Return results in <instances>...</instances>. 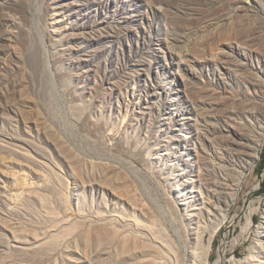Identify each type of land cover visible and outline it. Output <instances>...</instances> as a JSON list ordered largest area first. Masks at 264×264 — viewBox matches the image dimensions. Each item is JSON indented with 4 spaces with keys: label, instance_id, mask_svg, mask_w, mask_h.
<instances>
[{
    "label": "rangeland",
    "instance_id": "1",
    "mask_svg": "<svg viewBox=\"0 0 264 264\" xmlns=\"http://www.w3.org/2000/svg\"><path fill=\"white\" fill-rule=\"evenodd\" d=\"M248 129L227 221L202 218ZM263 158L264 0H0V264H135L136 222L165 264L198 224L206 264H259Z\"/></svg>",
    "mask_w": 264,
    "mask_h": 264
},
{
    "label": "bare ground",
    "instance_id": "2",
    "mask_svg": "<svg viewBox=\"0 0 264 264\" xmlns=\"http://www.w3.org/2000/svg\"><path fill=\"white\" fill-rule=\"evenodd\" d=\"M206 131L207 130H205V132ZM250 133V129H248L247 133L245 134L235 133L237 137L231 142L232 148L229 149L227 156L224 158L226 161L225 165L220 162V159L219 162L215 160L207 162V165L212 171L213 177H210V174H205V182L202 185L203 189L205 190L204 198L201 202L202 208L199 210L202 218L212 217L217 219L222 217L223 222L227 221L225 214L235 201L243 178V170L250 158H255V156H252L247 152L250 150V148L252 150L254 149L250 146L252 142L251 138L249 137ZM202 136L203 139L207 140L208 136L205 135V133ZM141 214L144 215L143 213ZM252 217V215H249L247 226L250 225ZM97 221L103 226H107L110 223V221L107 219H98ZM135 225L137 226V229H139L138 232H136V236L139 237V241H136L134 246L135 252L138 254V256L134 258V260L136 259L135 264H165L162 261L161 256L162 246L156 240L158 238L156 233L148 226H142L138 222H136ZM173 229L175 235L173 236L176 237L179 242L182 241V234L177 228ZM144 230L149 231L146 233ZM203 233L204 232L202 231V228L199 226V224L193 230H191V236L193 237V241L195 243V253H193V262L190 261V264H196V262L197 264H206L207 262L208 247H203L201 243ZM211 237H214V234L211 235ZM140 244H142V246H140ZM187 247V244H183L181 247L182 251H187ZM178 260L179 259H177L176 262L177 264H184L182 259L179 261ZM233 261L234 260H230V262ZM221 262L222 258L216 261L214 264H221ZM259 264H264V261H259Z\"/></svg>",
    "mask_w": 264,
    "mask_h": 264
},
{
    "label": "trees",
    "instance_id": "3",
    "mask_svg": "<svg viewBox=\"0 0 264 264\" xmlns=\"http://www.w3.org/2000/svg\"><path fill=\"white\" fill-rule=\"evenodd\" d=\"M262 164H264V158L262 159ZM264 188V187H263Z\"/></svg>",
    "mask_w": 264,
    "mask_h": 264
}]
</instances>
